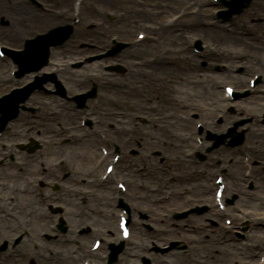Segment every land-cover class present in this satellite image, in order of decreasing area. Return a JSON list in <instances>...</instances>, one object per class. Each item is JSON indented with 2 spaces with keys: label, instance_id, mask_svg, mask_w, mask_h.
<instances>
[{
  "label": "bare ground",
  "instance_id": "bare-ground-1",
  "mask_svg": "<svg viewBox=\"0 0 264 264\" xmlns=\"http://www.w3.org/2000/svg\"><path fill=\"white\" fill-rule=\"evenodd\" d=\"M188 10H189V8H186V7L184 8L183 13H182V17H185V18L188 17ZM3 12H4V6L0 4V13L2 14ZM196 15L198 16V14H196ZM43 18H46V16H43ZM35 19L36 18H31V21L33 22V21H35ZM33 24H35L36 26H41V23L38 20L33 22ZM194 26L200 27V28H212V27H217L218 28V26L215 25V24L207 25L205 23V18L204 17H200V16H199V20H197L195 22ZM18 27H19L20 31H23L20 26H18ZM178 27L180 28V25H178L176 23V21L173 20L172 22H169V23L166 24L164 32H166V31L170 32L171 30H177ZM183 28L186 29L185 32H184V33H186L190 29V25L188 23H184L183 24ZM215 31H216L217 34L223 35L220 31H218V30H215ZM206 33H211V32L210 31H206ZM220 41H222V42L223 41L232 42L234 45H239L241 43V40L237 37V32H231L229 34L226 33L225 37L222 36V37L216 38V42H220ZM203 90L206 91V92H209L210 90H212V87L208 84V86L203 87ZM262 93H264V90H262ZM254 160L256 162H260V163H262L264 165L263 154H259V153L254 152ZM237 164H241L242 165L241 168H244L246 166L245 164L241 163L240 161L237 162ZM236 165H234L233 168H235ZM240 186L241 185L238 182H231V187L232 188H236V189L239 190ZM159 206H160V204H159ZM224 212H229V209L226 208V210ZM213 214L216 215V216H221L222 215V211L214 210ZM232 215L236 219V222H238L240 217L237 214H232ZM262 220L263 219H260L259 221H257L256 222V226H258V225L262 226L263 225ZM192 225H193L192 223H189V227H191ZM261 228L262 227H260V229ZM197 233H198L197 235H194V237H191L193 244H198L199 243L197 239L200 240V236H203V235H206V234H209V233L212 234V230H209L208 226H204V228L199 229V232H197ZM216 237H217V239L228 238L227 233H225L223 235H217ZM261 237H262L261 234H256L254 236L255 242L259 246L262 244ZM229 248L234 249L235 248V244L230 245ZM244 249H246V247ZM198 251H199V258L203 262L208 263V264H223V263H226L229 260V258L232 259V257L237 254V253L231 252L229 249H224V248H221V247L216 246V245H209L208 247L203 245V246H200L198 248ZM251 254L252 255H256L257 257L259 256V252H251Z\"/></svg>",
  "mask_w": 264,
  "mask_h": 264
},
{
  "label": "rangeland",
  "instance_id": "rangeland-1",
  "mask_svg": "<svg viewBox=\"0 0 264 264\" xmlns=\"http://www.w3.org/2000/svg\"><path fill=\"white\" fill-rule=\"evenodd\" d=\"M124 2H119L118 4H119V6H118V8H119V11H114V10H112L111 9V7L108 5V3H106L105 1H104V5H103V10L104 11H114V12H117L118 13V15H125L126 17H127V19H126V21L129 23V20H128V18L131 16V10H133V11H135L134 9H137L138 8V6L136 5V3L133 1V0H129L130 1V4H126L127 3V1L128 0H123ZM166 2V1H165ZM181 2H179L178 1V4H180ZM91 4H89V6H90ZM102 5V4H101ZM180 5H183V4H180ZM166 10V9H165ZM138 11V10H137ZM262 14H264V12H261ZM167 17V13H164V19ZM56 18H54V19H52V20H50L51 22H49V24H51V23H54L56 20H55ZM135 19H137L136 18V16H134V21H135ZM132 25L133 26H135V22H132ZM47 27V25H44L43 26V30H44V28H46ZM137 28V27H136ZM138 29V28H137ZM137 29H136V31H137ZM135 31V32H136ZM132 36V35H131ZM20 41H21V39H19L16 43H14L15 45H17V47H19V45H20ZM78 48V47H77ZM75 58H77V57H74V56H72V59H75ZM4 72H6V70H3V77L5 76V73ZM2 77V78H3ZM214 77H216V78H218L219 76H214ZM163 80H164V78H163ZM8 85H5V87H7ZM4 87V88H5ZM170 89H172L173 88V86H170L169 87ZM217 95L219 94L218 92L216 93ZM198 97H199V100H200V98L202 99V96L201 95H198ZM204 101L205 100H203V102L200 100L199 101V104L200 105H203V103H204ZM181 133H183V131H180ZM190 144H191V142H190ZM264 144V143H263ZM168 148L169 149H171L169 146H168ZM170 151H172L173 152V154H174V150L173 149H171ZM177 152H179V151H177ZM219 157H222V159H225L226 161H225V163H227V164H230V162H231V156H229V155H227V157H225L224 155H223V153H220V155H219ZM156 161L153 159V172H161V173H163V174H166L164 171H161L159 168H158V165H157V163H155ZM174 163V160H171V163L169 164V166L172 168V164ZM218 167V165H216V168ZM195 169H196V167H194V166H192V168L190 169V170H192V175H195V174H197V172L195 171ZM239 174V176H242V174H240L239 172H238V170H236V172H235V176H237ZM182 184V183H181ZM179 185V186H177L179 189H181L183 186L182 185ZM191 186H192V180H189V181H186V185L184 186V187H186L187 189H190L191 188ZM262 209V207L260 208V210ZM222 224H223V220H222V222H221ZM176 254H172V255H170L169 257L176 263V264H186L187 263V260H189L188 261V263L187 264H191V255H190V253H188L187 255H185V253H180L179 254V256H180V258H174L173 256H175ZM187 259V260H186Z\"/></svg>",
  "mask_w": 264,
  "mask_h": 264
}]
</instances>
